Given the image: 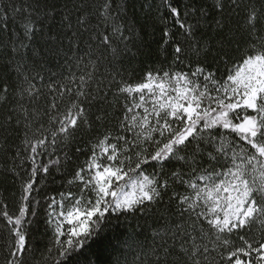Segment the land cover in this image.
<instances>
[{"label":"snow or ice","instance_id":"1","mask_svg":"<svg viewBox=\"0 0 264 264\" xmlns=\"http://www.w3.org/2000/svg\"><path fill=\"white\" fill-rule=\"evenodd\" d=\"M0 109V264H264V0H0Z\"/></svg>","mask_w":264,"mask_h":264},{"label":"trees","instance_id":"2","mask_svg":"<svg viewBox=\"0 0 264 264\" xmlns=\"http://www.w3.org/2000/svg\"><path fill=\"white\" fill-rule=\"evenodd\" d=\"M157 3H159V0H156ZM137 11L138 14L142 16V13L139 12V3H137ZM153 32V29L151 27L147 28L145 31V36L144 38L148 41V43L150 44V50L152 52L151 56L148 57H140V61H145L147 60V64H150L152 67H160L162 64L164 67H167L168 63L170 62V57L168 59H166L165 54L161 53L158 50V45H156L155 43H153V36L151 35V33ZM159 31L157 30L155 33V39H159ZM142 66H147V65H142L141 63H134L133 65H131V67L137 69V73L134 77V79L138 80L140 75H142V73L139 72V69ZM56 70V69H54ZM75 70V69H73ZM65 75H67V71H65L64 73ZM43 100L41 101V105L43 106ZM3 115V109H0V117H2ZM0 135H2V133H0ZM21 138L19 136H13L8 143L10 145H18L21 146L20 143ZM75 144L71 145L67 151L71 154L72 151L75 148ZM75 159V158H74ZM86 159L85 156L80 155L79 156V160L76 161V163H82L84 160ZM10 163V159L8 156H6L2 150H0V166H6ZM68 171L69 173H71V171L73 170V165L69 164L68 166ZM69 179L71 178V175H69L68 177ZM66 183V182H65ZM67 188L66 187H61V182L58 180L57 183L54 184H49L47 186V189L41 194V196L39 197L41 199L42 204L44 203V199L47 196H58V193L60 191H66ZM71 190L73 192H78V187L73 185ZM0 194H2L3 199L9 204L10 206V211L12 212H16L17 211V201L20 195V189H19V184L17 183L16 185H13L11 183V181L7 178H5V176L3 174H0ZM44 207H46V204L44 205ZM41 215H43V211L44 209L41 208ZM42 247V245H41Z\"/></svg>","mask_w":264,"mask_h":264}]
</instances>
